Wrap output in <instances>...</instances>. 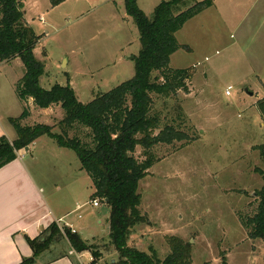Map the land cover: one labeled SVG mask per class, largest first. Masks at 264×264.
I'll return each mask as SVG.
<instances>
[{
  "label": "rangeland",
  "instance_id": "rangeland-1",
  "mask_svg": "<svg viewBox=\"0 0 264 264\" xmlns=\"http://www.w3.org/2000/svg\"><path fill=\"white\" fill-rule=\"evenodd\" d=\"M20 1L26 24L39 36L34 57L44 65L39 79L42 88L69 83L76 98L88 104L96 95L108 93L133 77V59L141 44L124 0H67L55 8L48 0ZM163 1L169 0H137V6L151 18ZM213 2L217 3L216 10L199 13L176 34L182 48L170 57L169 66L187 69V90L177 91L171 98L153 97V110L161 115L162 124L175 120L173 109L180 105L185 115L180 129L190 141L154 147L157 162L138 186L140 212L147 223L136 226L129 241L131 247L143 252L153 248L163 260L170 251L165 239L175 236L190 244L193 264H221L223 258L227 264H263L264 241L249 239L237 215L246 218L255 213L258 203L254 194L263 186L256 173L257 169L264 170L256 147L264 144V116L258 106L264 99V24L249 0L243 2L247 5L243 20H234L242 27L230 24L228 31L217 35L213 25L217 29L224 23L218 16L215 22L209 17L219 10L224 14L225 8L222 0ZM24 72L19 60L0 65L2 120L7 118L9 122V118H18L22 113L23 104L17 100L15 88ZM227 88L230 90L226 96ZM30 109L31 115L23 125L46 124L59 133L58 122L63 119L59 105L45 111L35 109L31 102ZM87 133L79 131L81 138L89 142ZM40 142L48 143L61 155L57 165L42 152L37 162L27 160L37 185L48 198L49 194L58 198L63 193L62 174L75 179L80 192L73 202L82 204L83 217L78 221L92 224L88 232L96 233V237L92 241L87 237V243L96 247L99 256L93 258L90 252L70 255L69 244L64 241L36 262L47 263L67 252L77 264L120 262L107 236L105 218L110 209L97 199L98 206L92 207L94 189L75 153L57 147L46 136ZM141 154L137 148L135 156L139 160ZM66 161L70 166L65 169ZM74 218L71 215L68 219Z\"/></svg>",
  "mask_w": 264,
  "mask_h": 264
},
{
  "label": "trees",
  "instance_id": "trees-1",
  "mask_svg": "<svg viewBox=\"0 0 264 264\" xmlns=\"http://www.w3.org/2000/svg\"><path fill=\"white\" fill-rule=\"evenodd\" d=\"M48 1L55 8L67 0ZM212 7L213 0L199 3L195 0L163 1L148 18L138 8L136 0H124L126 14L133 19L141 44L133 59L134 75L110 92L98 94L93 101L83 104L69 83L66 86L57 84L50 89L40 86L44 65L34 57L39 36L26 24L20 0H0V63L18 59L25 69L15 88L23 110L18 118H9L17 138L12 143L6 137L0 138V169L16 160L17 152L27 149L43 136L50 138L57 147L75 153L80 168L91 180L94 189L91 201L97 199L110 209L108 241L120 260L115 264H193L190 244L175 236L165 239L170 251L164 260L157 257L153 248L143 252L131 247L129 239L136 226L147 223L140 212L138 186L157 162L154 147L190 141L180 129L185 121L180 105L173 109L175 120L162 124L161 115L153 110V97L171 98L177 91L187 90V69L169 66L170 57L182 48L176 34L186 22ZM31 102L37 110L59 105L63 119L58 122V134L46 124H22L31 114ZM258 106L264 116V99ZM80 129L88 131L89 142L81 138ZM76 131L75 136H69L70 132ZM137 148L142 152L140 160L135 156ZM256 149L264 166V144ZM256 173L263 185L254 194L258 203L256 211L251 217L237 216L249 239L264 241V170L257 169ZM48 226L38 237L25 238L32 256L20 264H37L44 252L64 241L78 255L90 252L93 258L99 256L94 245L82 241L69 229L61 231L54 222ZM63 257L77 264L68 252L48 262ZM91 264H95L94 261ZM221 264H227L224 258Z\"/></svg>",
  "mask_w": 264,
  "mask_h": 264
},
{
  "label": "crops",
  "instance_id": "crops-1",
  "mask_svg": "<svg viewBox=\"0 0 264 264\" xmlns=\"http://www.w3.org/2000/svg\"><path fill=\"white\" fill-rule=\"evenodd\" d=\"M222 1L224 6L223 4L220 5L225 8V13L223 14L222 10H219L217 15L209 17V20L215 22L214 18L218 16L224 23L225 27L217 29L213 25V32L217 35L220 31H228L227 26H230V24L235 28L242 27L241 23L235 25L234 20H243L245 8L247 7L245 3L249 0L243 1L245 3L238 0ZM251 2L250 5L254 4L256 7L257 18L264 24V0H251ZM214 4L217 3L213 2V6ZM211 9L216 10V7L214 6ZM17 61L18 59L2 63L12 64L17 63ZM48 109H45V111ZM4 119H0V138L6 137L12 143L17 137L8 119ZM41 138L33 142L27 149L17 152L16 160L0 169V264H20L23 259L30 258L32 250L27 245L25 238L34 239L38 237L53 222L60 221L58 226L75 231L74 234L86 243L89 241L87 237H91V241L96 237V233L91 232L89 234L88 232L92 224L87 222L83 225L78 221L83 219L80 214L82 204H79V201L73 202V199L77 197V192H80L79 186H75L74 178L68 174H62L63 183H61V186H63V193L58 198L50 194L48 198L45 194L46 191L37 185L30 171L32 164L27 160L37 162L39 160L37 157L42 152L48 154L53 159L54 164L57 165L58 157L61 155L48 143L40 142ZM46 154L45 157H47ZM65 164V169L70 166L68 161ZM54 188H57V186ZM71 215H74L76 219H68ZM108 218H105L108 230L107 236L109 234ZM100 223V221L97 222V224ZM85 232L89 236H85ZM87 253L84 252L80 256L87 255ZM43 264H73V262L70 258L63 257L60 260Z\"/></svg>",
  "mask_w": 264,
  "mask_h": 264
},
{
  "label": "built area",
  "instance_id": "built-area-1",
  "mask_svg": "<svg viewBox=\"0 0 264 264\" xmlns=\"http://www.w3.org/2000/svg\"><path fill=\"white\" fill-rule=\"evenodd\" d=\"M229 90H230V88H227V90L225 91V95L227 96V95H229ZM91 205H92V207H94V208H96V206H98V202H97V200L95 199V201H92L91 202ZM79 208H81V207H79ZM60 223V221H58L57 223H56V225L58 226V224ZM59 227V229H61V231H63V228H61L60 226H58ZM66 229H68V228H66ZM69 230H71V229H69ZM71 232L74 234L75 233V231H73V230H71ZM69 254L70 255H76V253L74 252V250H70L69 251Z\"/></svg>",
  "mask_w": 264,
  "mask_h": 264
}]
</instances>
